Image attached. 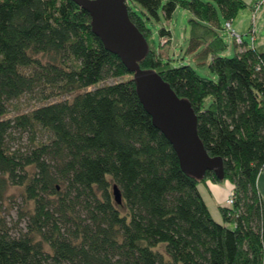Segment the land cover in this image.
<instances>
[{"label":"trees","instance_id":"trees-1","mask_svg":"<svg viewBox=\"0 0 264 264\" xmlns=\"http://www.w3.org/2000/svg\"><path fill=\"white\" fill-rule=\"evenodd\" d=\"M127 4L149 48L140 67L191 103L198 136L209 156L222 157L224 178L206 171L196 179L181 169L132 73L74 1L0 0V212L10 186L21 189L24 203L11 227L0 216V264H264L256 189L264 164V42L255 32L252 46L243 40L226 56L219 33L220 15L232 20L245 1ZM177 7L192 14L187 50L209 60V77L188 64L170 66L148 42L147 21L159 11L169 19ZM158 33L170 41L168 29ZM41 86L48 88L43 100L64 99L7 116L13 100ZM24 133L29 144L15 145ZM224 180L235 201L230 210L219 205L216 220L200 187Z\"/></svg>","mask_w":264,"mask_h":264},{"label":"water","instance_id":"water-1","mask_svg":"<svg viewBox=\"0 0 264 264\" xmlns=\"http://www.w3.org/2000/svg\"><path fill=\"white\" fill-rule=\"evenodd\" d=\"M90 16L92 32L104 48L117 55L132 73L135 90L152 124L167 138L181 169L200 179L211 171L224 178L223 159L209 156L197 133V115L191 103L180 98L153 69H143L139 62L148 52L145 37L130 20L128 0H72ZM116 202L120 190L113 185Z\"/></svg>","mask_w":264,"mask_h":264},{"label":"rangeland","instance_id":"rangeland-1","mask_svg":"<svg viewBox=\"0 0 264 264\" xmlns=\"http://www.w3.org/2000/svg\"><path fill=\"white\" fill-rule=\"evenodd\" d=\"M244 1L246 3V6L239 10L237 15L231 20V28L235 33L242 35L244 41L248 42L250 39V35L247 32L252 23V8L255 0ZM191 17L192 14L189 11L180 7H177L174 10L169 19H166L163 16L162 12L159 11L158 18H150L147 21V26L151 30V34L148 37V42L150 46L156 50L159 57L165 61H168L170 66L188 64L193 67L199 75L209 77L211 75L208 68L209 60L203 62L200 60V58L198 57L200 50H197L195 52H189L187 50L189 37L188 20ZM219 19L221 24L219 33L227 44V49L224 52V55L233 56L235 51L238 50L239 46H237L238 44L235 43L233 35L225 29L224 26L226 21L221 17V15ZM254 24L257 37H259V39H264V4L261 5L260 9L255 12ZM160 28H165L170 31V41L166 42V37H159L158 31ZM254 41H256V39ZM39 58L42 61H46V58L44 56H40ZM127 77L128 76H123L122 78L125 79ZM111 81V79L108 80V82ZM47 92L48 88L41 86L39 89L23 94L19 99L13 100V102L8 106L7 116L9 117L16 114L28 112L30 109L40 105L41 103H44L45 101L64 99V96H60L58 98L53 96L48 98L47 100H43L42 97L47 94ZM71 97V95H68L67 98L71 99ZM42 134H44V132H42ZM28 135L29 134L24 133L21 137H17V139H15V145L27 146L29 144ZM16 136H18V134ZM226 184L228 185V191L230 188V182L228 180H224L220 183H210V188L213 190V194L217 202L213 201V197L210 196L212 194L209 193L208 189L205 186L201 185L200 187L213 217L217 220H220V214L218 216L219 212H217L216 205L224 204L225 198L227 196V191L224 192L222 197H220L222 199L217 198L216 195L219 194V190L224 189V186H226ZM20 192L21 189L15 186H10L7 190L8 198L4 201L0 212V216L3 217L7 227H11L15 223L19 211L24 209V203L22 202ZM18 227L24 228L25 221H21ZM161 250L162 249L159 248V251Z\"/></svg>","mask_w":264,"mask_h":264},{"label":"built area","instance_id":"built-area-1","mask_svg":"<svg viewBox=\"0 0 264 264\" xmlns=\"http://www.w3.org/2000/svg\"><path fill=\"white\" fill-rule=\"evenodd\" d=\"M263 4H264V0H255V2L253 4L252 23H251L250 28L247 32L250 35L249 46H252L254 43V40H255V32H256L255 31L256 28H255V24H254L255 12L257 10H259L261 5H263ZM224 27L226 30H228V32H230L233 35L235 43L238 44L239 46H241V44L243 43V37H242V35H239L233 31V29L231 28V20L226 21ZM234 201H235V193H234L232 185L230 184V188L227 191V196L225 198L223 206L230 210L234 204Z\"/></svg>","mask_w":264,"mask_h":264},{"label":"crops","instance_id":"crops-1","mask_svg":"<svg viewBox=\"0 0 264 264\" xmlns=\"http://www.w3.org/2000/svg\"><path fill=\"white\" fill-rule=\"evenodd\" d=\"M257 42H264V39H259V37H257ZM210 181H208L207 182V189H208V191H209V193L210 194H212V195H210L211 197H213V201L214 202H217L216 201V198L214 197V194H213V190L210 188V183H212V182H210ZM220 189V188H219ZM227 189H228V185L226 184V186H224V189H222V190H219V194L218 195H216V197L217 198H220V197H222L223 196V194H224V192H226L227 191ZM256 189H257V192H258V194H259V196H260V199H261V201H262V203H263V205H264V164H263V166H262V168H261V170L259 171V173H258V175H257V178H256ZM216 194V193H215ZM202 196H203V198H204V194H203V192H202ZM220 199H222V198H220ZM204 200H205V198H204ZM205 202H206V200H205ZM206 204H207V202H206ZM217 204V203H216ZM207 206H208V204H207ZM218 204L216 205V209H217V212H218ZM208 208H209V206H208ZM209 210H210V208H209ZM211 212V211H210ZM212 214V213H211ZM218 216H219V213H218ZM217 220V219H216Z\"/></svg>","mask_w":264,"mask_h":264}]
</instances>
